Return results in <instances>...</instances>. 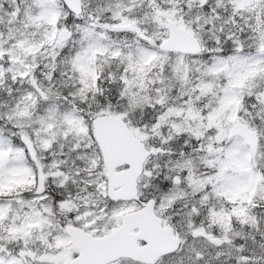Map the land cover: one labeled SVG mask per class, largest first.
Here are the masks:
<instances>
[{"label": "snow or ice", "instance_id": "6c2138e0", "mask_svg": "<svg viewBox=\"0 0 264 264\" xmlns=\"http://www.w3.org/2000/svg\"><path fill=\"white\" fill-rule=\"evenodd\" d=\"M0 264H264V0H0Z\"/></svg>", "mask_w": 264, "mask_h": 264}]
</instances>
